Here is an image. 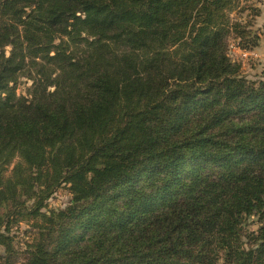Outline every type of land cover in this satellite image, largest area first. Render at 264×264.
Here are the masks:
<instances>
[{
    "label": "trees",
    "instance_id": "1",
    "mask_svg": "<svg viewBox=\"0 0 264 264\" xmlns=\"http://www.w3.org/2000/svg\"><path fill=\"white\" fill-rule=\"evenodd\" d=\"M261 1L0 0V264H264Z\"/></svg>",
    "mask_w": 264,
    "mask_h": 264
},
{
    "label": "rangeland",
    "instance_id": "2",
    "mask_svg": "<svg viewBox=\"0 0 264 264\" xmlns=\"http://www.w3.org/2000/svg\"><path fill=\"white\" fill-rule=\"evenodd\" d=\"M262 0L261 2H263ZM259 6V5H258ZM249 14V11H245L243 16V19H247V15ZM260 16V15H259ZM259 17H256L252 20V25L249 27L252 31L251 35H258L259 38H261V35L264 36V34H259L261 30L264 29V24H262V21L258 19ZM230 55L232 58L239 60L242 62V69L243 73L251 80H258L261 78V76L264 74V71L261 72L260 69H258V72H251L247 71L250 61L246 60L244 57L241 56L243 49H241V54L237 55L235 51V44L237 41H239L238 38H235L232 34L230 37ZM260 41V40H259ZM239 48V47H238ZM254 51L253 49H251ZM246 65V66H245ZM245 66V68H243ZM247 68V69H246ZM31 80H29L26 77H22L20 80V83L18 85V93L19 94H27L28 87L31 85ZM13 165L9 167V170H11ZM71 199V194L67 187L64 185L60 189H58L54 195L48 200V204L50 208H60L65 207ZM258 227V223L256 222V217H251L248 219V222L245 224L246 230H256ZM29 228V225L26 222L21 223L19 226H14L12 230V234H15V244L18 249H24L25 248V241L30 240V233H27L25 230ZM21 260V259H20ZM221 264H223L221 262Z\"/></svg>",
    "mask_w": 264,
    "mask_h": 264
},
{
    "label": "crops",
    "instance_id": "3",
    "mask_svg": "<svg viewBox=\"0 0 264 264\" xmlns=\"http://www.w3.org/2000/svg\"><path fill=\"white\" fill-rule=\"evenodd\" d=\"M259 7L261 8V14L260 16H258L260 19V21H262V24H264V1L260 2ZM259 34H264V29L261 30V32ZM254 52L258 54V57L256 59H251L249 60V66L247 71H251V72H258L260 69L261 72L264 71V36L261 35L260 41H259V45L257 47H255ZM235 51L237 55L241 54V49L238 48L237 46H235ZM246 66V65H245ZM245 66L243 68H245Z\"/></svg>",
    "mask_w": 264,
    "mask_h": 264
},
{
    "label": "built area",
    "instance_id": "4",
    "mask_svg": "<svg viewBox=\"0 0 264 264\" xmlns=\"http://www.w3.org/2000/svg\"><path fill=\"white\" fill-rule=\"evenodd\" d=\"M241 56L244 57L246 60H251L256 59L258 57V54L252 50H244L242 51Z\"/></svg>",
    "mask_w": 264,
    "mask_h": 264
}]
</instances>
